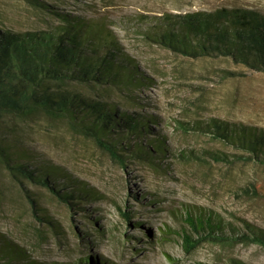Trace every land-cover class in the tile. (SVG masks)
<instances>
[{"label": "rangeland", "instance_id": "374dc122", "mask_svg": "<svg viewBox=\"0 0 264 264\" xmlns=\"http://www.w3.org/2000/svg\"><path fill=\"white\" fill-rule=\"evenodd\" d=\"M42 1L54 11L99 18L111 26L147 81L133 92L139 106L123 94L104 99L120 109L155 116L149 123L151 135H163L166 150L157 162L160 167L139 159L122 166L63 119L4 116L3 136L19 140L41 161L68 172L96 195L84 203L85 209H73L47 187L25 178L20 182L0 164V235L24 249L23 260L38 264L72 263L92 254L114 264H231L233 259L264 264L260 244L203 242L186 251L178 235L186 212L196 208L239 227V218H244L264 229V165L235 158L239 148L191 127L210 118L264 127V71L230 56L173 52L141 32L166 13L219 6L264 13V0ZM57 22L54 12L27 0H0L1 28L24 31ZM210 152L232 160H216ZM119 208L129 212L130 220ZM36 214L55 220L58 232Z\"/></svg>", "mask_w": 264, "mask_h": 264}, {"label": "trees", "instance_id": "16d2710c", "mask_svg": "<svg viewBox=\"0 0 264 264\" xmlns=\"http://www.w3.org/2000/svg\"><path fill=\"white\" fill-rule=\"evenodd\" d=\"M27 1L40 10L54 12L58 22L24 31L0 27V130L4 116L27 119L43 114L63 119L75 132L91 137L122 166L130 159H139L160 167L157 162L166 147L163 135H151L149 123L155 116L120 109L104 99L118 93L126 95L134 107L139 106L133 92L147 81L135 61L123 52L111 26L99 18L54 11L42 0ZM141 32L173 52L191 57L230 56L264 71V13L254 8L219 6L166 13ZM77 86L89 89L95 96ZM191 127L239 148L240 152L233 153L235 158L264 165V127L216 118ZM209 154L216 160H232L226 154ZM0 164L20 182L25 178L47 187L73 209H85L84 203L96 195L82 181L41 161L19 140L9 139L1 131ZM26 197L32 206L36 205L33 197ZM119 209L130 220L129 212ZM36 217L58 232L55 220L41 214ZM239 219L242 227L223 221L209 210H188L183 218L185 225L178 232L182 246L186 251L203 242L264 246V229ZM23 259L24 249L0 235V264H38ZM49 264L114 263L92 254L72 263ZM231 264L246 263L233 259Z\"/></svg>", "mask_w": 264, "mask_h": 264}]
</instances>
